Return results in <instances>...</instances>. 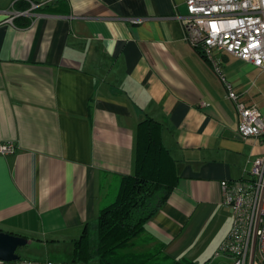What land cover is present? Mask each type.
Segmentation results:
<instances>
[{"label":"crops","instance_id":"0c3cea01","mask_svg":"<svg viewBox=\"0 0 264 264\" xmlns=\"http://www.w3.org/2000/svg\"><path fill=\"white\" fill-rule=\"evenodd\" d=\"M176 12L183 0H0V142L15 146L0 154V230L28 240L24 255L0 264H83L73 243L134 172L145 118L161 124L177 179L124 254L232 264L218 253L232 222L219 182L247 176L264 146L239 136L233 103ZM214 54L244 103L264 113V71Z\"/></svg>","mask_w":264,"mask_h":264},{"label":"built area","instance_id":"2783aa9c","mask_svg":"<svg viewBox=\"0 0 264 264\" xmlns=\"http://www.w3.org/2000/svg\"><path fill=\"white\" fill-rule=\"evenodd\" d=\"M183 2L185 13L174 16L183 26L185 41L211 64L222 82L235 107L239 136L259 139L264 146V113L255 104L244 103L214 54L222 50L264 71V0ZM14 151L12 142H0V154ZM247 174L219 182L221 204L231 211L232 222L218 253L232 256V264H246L248 256H257L264 264V151L253 159Z\"/></svg>","mask_w":264,"mask_h":264},{"label":"trees","instance_id":"16d2710c","mask_svg":"<svg viewBox=\"0 0 264 264\" xmlns=\"http://www.w3.org/2000/svg\"><path fill=\"white\" fill-rule=\"evenodd\" d=\"M177 179L173 159L161 141V124L152 118L138 123L135 167L123 175L114 200L104 206L92 230L85 226L73 243L74 262L143 264L123 250L145 229L162 206ZM175 264H184L181 262Z\"/></svg>","mask_w":264,"mask_h":264},{"label":"water","instance_id":"95a60500","mask_svg":"<svg viewBox=\"0 0 264 264\" xmlns=\"http://www.w3.org/2000/svg\"><path fill=\"white\" fill-rule=\"evenodd\" d=\"M27 243V238L23 236L0 230V260L5 262L18 260L20 255L16 252L17 249Z\"/></svg>","mask_w":264,"mask_h":264},{"label":"rangeland","instance_id":"374dc122","mask_svg":"<svg viewBox=\"0 0 264 264\" xmlns=\"http://www.w3.org/2000/svg\"><path fill=\"white\" fill-rule=\"evenodd\" d=\"M91 229H93V228H91ZM26 246V245H25ZM25 246H21V247H19L18 249H17V251H18V253H19V255H24V252H25V248H27V247H25ZM51 256L52 257H62V258H64L65 256L64 255H61V256H59V255H55V254H51Z\"/></svg>","mask_w":264,"mask_h":264}]
</instances>
